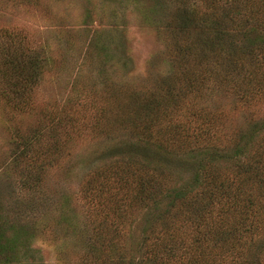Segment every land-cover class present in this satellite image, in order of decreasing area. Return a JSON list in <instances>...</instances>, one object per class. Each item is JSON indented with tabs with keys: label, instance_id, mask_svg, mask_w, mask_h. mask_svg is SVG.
I'll list each match as a JSON object with an SVG mask.
<instances>
[{
	"label": "rangeland",
	"instance_id": "obj_1",
	"mask_svg": "<svg viewBox=\"0 0 264 264\" xmlns=\"http://www.w3.org/2000/svg\"><path fill=\"white\" fill-rule=\"evenodd\" d=\"M152 1L0 0V219L11 214L22 221L29 213L26 206L31 198L39 205L37 210L33 209V221L39 222L36 223L39 228L34 231L35 226L29 227L24 239L30 233L34 236L23 239L26 243L17 248V258L11 264H100L105 247L99 253L92 252L98 238L91 236L92 228L104 218H112L122 203L132 206L122 219L113 217L114 226L121 224L124 228L121 238L112 237L117 244L114 248L123 249L126 260L139 255L145 221L144 207L136 200V184H118L112 192H104L103 198L98 197L96 189L94 192L85 188L92 179V162L98 150L118 147L123 140L134 139L143 124V118L135 119L143 114L135 112L133 105L125 104L124 109L123 103H128V98H137L138 105L146 109L145 101L151 95L163 93L168 83L183 82L181 68L175 64L179 59L177 50L189 44L190 39L183 34L177 38V30L169 27L172 18L153 16ZM164 1L158 0L162 4ZM204 2L184 0L186 6L209 12ZM106 31L116 39L118 50L116 58L104 65L94 52L96 39L102 40ZM199 31L198 26L191 31L192 40ZM17 57L20 64L34 72L36 83L29 93H19L14 102L13 92L6 87L7 97L3 88L14 82L7 66ZM222 64L214 76L220 83L207 82L203 90L197 89L198 94H190L176 106L172 107L171 101L162 104L161 113L167 114H158L160 125L155 126L166 131L191 120H196L197 125H215L213 129L209 127V136L189 139V144L165 142L163 147L167 149L163 148V152H169L168 156L186 158L188 153L208 146H216L219 152L241 149L248 137L241 140L239 135L247 123L264 119V95L256 96L249 104L239 102L235 94L240 92L230 89L237 75L228 81L229 64ZM102 83L108 84L106 91ZM114 85L124 86L117 89L118 93L111 91L119 104L114 103L109 92ZM101 99L104 101L100 104ZM170 115H174L176 122L168 123ZM98 130L102 133L98 134ZM156 130L151 131L152 141H156ZM198 133L196 128L195 135ZM22 135L29 137L24 145ZM180 138L177 136L175 140ZM255 138L244 146L249 153L257 145ZM174 178L169 173L158 188L164 191L174 188L177 184ZM31 184L38 185L40 190H35L33 196L29 192ZM62 198L66 199L67 211L78 218L74 226L77 233L79 228L91 238L82 239L78 235L75 241V236L62 231L63 226L56 221L61 218ZM42 207L43 211L48 210L45 217L41 215ZM10 255H1L0 260L10 259Z\"/></svg>",
	"mask_w": 264,
	"mask_h": 264
},
{
	"label": "trees",
	"instance_id": "obj_2",
	"mask_svg": "<svg viewBox=\"0 0 264 264\" xmlns=\"http://www.w3.org/2000/svg\"><path fill=\"white\" fill-rule=\"evenodd\" d=\"M152 3L150 12L153 16L163 20L172 18L174 26L167 24L173 31L177 30V38L183 34L190 39L189 44L182 49L179 46L177 50L179 59L175 64L181 68L183 82L165 83L163 86H167L163 93H155L145 101L146 109L138 105L137 98H128V103H123L124 109L133 105L135 112L143 114L135 118H143V124L134 139H125L118 147L107 146L98 150L97 159L94 158L90 167L92 179H86L92 181V189L88 180L85 190L96 192V189L98 197L103 198L104 192H112L118 184H136V200L144 207L145 221L139 242L140 251L134 259L126 260L123 249L114 248V245L117 246L114 238H121L124 228L121 224L114 226L113 217L122 219L132 206L122 203L112 218H104L92 228V235L88 230L91 236L98 235L92 252L99 253L105 247L100 264H264V119L247 123L245 131L239 133L241 140L248 137L246 146L256 136L257 145L253 153L244 149L245 145L241 149L225 152H219L216 146H208L188 153L186 158H173L168 156L169 152H163L165 142L181 146L189 144V139L209 136V127L213 129L215 125H197L196 120H191L178 127L172 126L168 131L158 127V114H167L161 113L162 104L171 101L172 107L176 106L190 94L197 93L198 88L204 89L207 82L220 83L214 76L222 63L229 64L227 70L233 72L232 75L229 70L226 72L230 75H226L228 81H233L237 75L238 79L233 81L230 89L240 92V95L235 94L239 102L249 104L256 96L264 95V0H205L209 12L186 6L184 0H166L163 4L153 0ZM166 3H171V6H165ZM197 26L200 31L192 40L190 33ZM108 32L101 36L102 40H94L98 42L94 56L104 65L116 58L118 50L116 39ZM7 67L14 82L3 89L7 87L9 92H13L11 100L14 101L19 93L30 92L36 83V76L20 64L18 57L10 60ZM33 70L36 71L35 67ZM102 87L106 91L108 84L102 83ZM111 88L109 92L112 94L111 91L118 93L117 89H124V86L114 85ZM6 95L8 97L7 90ZM112 96L114 103L119 104L118 97ZM119 99L121 103L120 96ZM103 101L101 99L100 104ZM173 116H168V123L176 122ZM201 120H205L204 115ZM157 123L158 126H155ZM154 128L157 129L154 131L156 141L150 139ZM196 128L199 133L195 135ZM98 131V134L102 133ZM177 136L181 137L178 141L175 140ZM21 137L22 145L26 144L29 137ZM169 173L175 175L174 184L176 181L177 184L172 189L160 190L158 186ZM182 173L187 177L181 176ZM110 180L111 184L108 183ZM35 183L38 184V181ZM33 185L29 190L30 196L35 190L40 191L38 185ZM61 200V218L56 221L63 226L62 231L75 236V241L78 237L91 238L87 231L81 232L79 228L77 233L74 226L78 218L67 211L66 199ZM38 206L31 198L26 206L29 213L22 221L11 214L0 219V256L12 253L10 259L0 260V264H11V260L17 258V248L34 236L30 233L24 239L29 227L35 226L34 231L39 228L36 224L39 222L33 221V209L37 210ZM41 212L45 217L48 210L43 211L42 207ZM43 217L40 220L45 221ZM28 223L33 225H26ZM91 242L95 243L92 239ZM112 256L115 258L112 259Z\"/></svg>",
	"mask_w": 264,
	"mask_h": 264
}]
</instances>
